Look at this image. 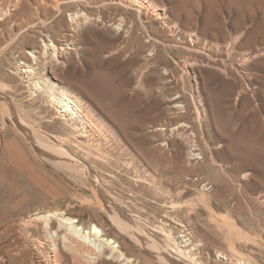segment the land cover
Listing matches in <instances>:
<instances>
[{
  "label": "rangeland",
  "instance_id": "obj_1",
  "mask_svg": "<svg viewBox=\"0 0 264 264\" xmlns=\"http://www.w3.org/2000/svg\"><path fill=\"white\" fill-rule=\"evenodd\" d=\"M22 1L31 8L28 19L17 7L7 28L0 26V96L66 158L28 140L21 120L14 125L0 104V217L17 223L53 211L93 223L124 240L136 264L163 263L120 233L117 208L170 258L167 242L152 229L176 236L177 221L205 242L203 262L216 264L214 252L226 246L213 239L211 210L264 241V0H141V13L118 0H85L42 15L33 0ZM73 8L87 21H71L66 10ZM5 19L0 15V23ZM191 33L200 36L202 51L194 50L199 44ZM48 39L67 43L65 51L31 59L27 50L40 52ZM216 39L232 45L218 49ZM23 63L38 67L36 74L22 72ZM38 80L85 107L94 122L86 129L98 140L90 153L70 145L71 131L51 118L55 111L47 93L35 89ZM14 228L9 238L20 244ZM254 245L249 240L239 250L264 262ZM30 251L14 264H44Z\"/></svg>",
  "mask_w": 264,
  "mask_h": 264
},
{
  "label": "bare ground",
  "instance_id": "obj_2",
  "mask_svg": "<svg viewBox=\"0 0 264 264\" xmlns=\"http://www.w3.org/2000/svg\"><path fill=\"white\" fill-rule=\"evenodd\" d=\"M84 1L85 0H50V2H47V0H33L35 7L39 11V13L42 10L44 11L46 9L56 10L58 13V12H61L62 7L65 5H67L68 7H71L72 5H76V4L79 5ZM142 1L141 0H118L117 3L125 8H131L133 9V11L141 13V10L144 8V6L141 5ZM147 2L145 1V3ZM148 4L149 6L153 8H157L153 3H148ZM17 7L20 8L18 14H21L19 15L21 18L28 19L29 14L30 15L32 14L30 13V9H31L30 6L23 3L22 0H10L4 3L0 1V15L1 16L4 15V18L6 16V19L0 23V26H4L5 28H7V24L9 25L10 24L9 22L12 21L14 17V15L12 14V11L17 9ZM66 11H68L69 13L67 15L70 18V20L75 23L76 22L78 23V19L80 20L81 17H82V20L88 19L87 16H85L81 11H78L75 9L74 10L69 9ZM42 14L44 13L42 12ZM160 17L161 16L158 13L157 18H160ZM38 20L42 22V19L39 18ZM38 20H36V22L34 21L35 24H38L40 22ZM19 23L18 21H16V24H19ZM59 23H61V25L65 24L64 18H62L61 21H59ZM192 37L195 39L193 40V42L199 44V45H196L194 50L202 51L203 49L201 47L203 44L200 42L201 41L200 36H198L197 34L195 35L191 33L189 35V38H192ZM48 42L49 43H43L44 50L42 49L40 50V52L35 48H32V47L29 48L27 50V54L29 55V57H31V59L33 58V60H36L40 56H44L45 54H47L48 50L51 51V54H53L54 56L59 52V50L63 51L64 49H66L64 48L65 45L67 44V43L64 44L65 42H63L64 45H61L59 47L56 46V44L49 39H48ZM221 44L227 46L228 49L232 45L230 40L224 41L222 39L221 41H219L218 39H216L215 46H217L218 49L221 47ZM33 64H36L35 61L33 62ZM23 66L24 68L22 72L27 73L29 76L31 75V77H32V74H36V70L38 67H34L26 63H23ZM33 84L36 90L47 93L49 97V103H50L48 105L53 109V111H55L51 118H55V119L58 118L62 125L61 126L62 128L64 127V128L70 129L69 130L71 131L70 137L68 136L69 134L67 135L69 137V138L67 137L68 138L67 140L70 143V145L74 148L81 149V151L84 154L90 153L91 152L90 148L96 145V144H93L96 140L95 141L93 140L94 137L91 138L92 136L89 134L90 130L86 129V127L88 126L90 128V125H92L94 122L93 120H91L92 118L89 119V113L87 112L85 107H83V105L80 103L78 99H76V97H74L72 94H70L68 91L64 89H61V88L59 89L57 85L55 84L53 85L52 83L47 84L46 82H42V81L39 82V80L33 82ZM56 88H58L59 90H56ZM0 104H2V108H3L2 111H4V113L6 114L9 113L13 121H16L14 125H16L17 123V118L21 120L19 124L17 123V126L19 127L22 134L23 133L26 134V136L28 137V140L37 142L40 146L43 147L42 148L43 150L51 153L52 155H56L57 158L58 157L62 158L66 156L65 155L66 152L63 149H61L60 146H55L54 144H52L53 142L46 141L49 139H46V140L42 139V137H40L37 131L32 130L33 128L31 129V127L28 124L29 122L27 123L26 120H24L23 115L19 113V110L15 107V105L11 104V102L9 103L8 100L2 96H0ZM174 104H175L174 107H178L177 102H174ZM71 121L76 122V124L74 125L73 123H71ZM94 126L95 125H93V127ZM64 128L62 130H65ZM93 131L95 132V130ZM100 131L102 130L100 129ZM53 139L55 141L59 140L57 137H53ZM66 144H68L67 141H66ZM16 145L17 144H15V146ZM19 150L21 149L19 148ZM72 160L74 162V159ZM71 166H74V165L71 164ZM103 196H105V194H103ZM110 207H113V206H110ZM116 210H117V214L115 212L113 220L115 224L117 225L118 229L120 230V233L126 235L130 239V241L138 245H141L146 249L152 250L153 257H155L157 261L162 262L163 264H205L202 260V257L200 256L201 254L202 256L205 255V253L203 254V252L206 251L205 242L197 238L192 233V231H190L188 227L185 228L181 222H177V221L175 222V225L179 227L180 229L179 235L176 233V236L173 235V232L171 233L170 231H164L160 229V227H157V226H153V229H152L162 234L163 238L167 242V248L172 253V258H170L168 257V255H166L167 251L166 250L164 251V249L160 245H157L154 242L153 238L149 236V233L147 232L148 230L146 231V228H144L143 226L139 224L134 223L127 216H124V214L121 213L120 209L117 208ZM211 211L213 212V210ZM212 212H209L208 219L210 220V223H211V229H212L211 232L214 237L213 239H215L216 241L222 240V242L225 243V246H226L225 251L219 250V251L214 252V255L216 258V261H215L216 264H264V262L257 263V260L255 261V259H252L253 257L252 258L249 257L250 255L248 256V253L247 255H244L245 253L243 251L242 253L239 250L240 246L246 244L250 240L252 241L253 244H255L254 246L258 248L257 249L258 253L264 257V241L257 242L255 239L251 240L249 237H247L248 235L243 233L242 230L239 229L233 223V221L230 220L231 223H226L224 219L227 216L218 215ZM229 219H228V222H230ZM15 226H17L19 230V234L22 237V238L20 237L22 239V242L24 238V241H25L24 246L20 245L22 244L21 241H20L21 243L18 244L19 243L18 241L16 243V241H14L13 239H10L11 237L9 238V236L14 237V235L16 234L15 233L13 235V232H12L13 229L15 230L14 228ZM11 232H12V235H11ZM113 236L106 232H103L97 225L93 223L90 225H84L83 223L78 224L74 220V218L67 216L63 213H58V212H53V211L43 213V214L35 213L31 215L30 217H28L27 220L26 219L23 220L21 218L20 221L17 223L15 222L14 219L11 218L10 215L5 216V217L3 216V217H0V242L6 241L4 243H7V244L2 243V245L4 244L6 247H4V245L2 247L0 246V264H14V262H16L17 259L18 260L24 259L27 254L26 249H28V247H31V249L33 250V252L30 251V253H35L34 255H37L39 258V261L41 263L44 262V264H50V263H54V264H114V263L116 264H136L134 263V261H132V259L125 252V248H124L125 241L120 240L116 235H113ZM9 239L11 241H9ZM45 250H47V252H45ZM253 253L255 254V252ZM30 255H33V254H30ZM208 255L209 254L207 253V256ZM37 256H34V257L36 258ZM24 262H22V264Z\"/></svg>",
  "mask_w": 264,
  "mask_h": 264
},
{
  "label": "built area",
  "instance_id": "obj_3",
  "mask_svg": "<svg viewBox=\"0 0 264 264\" xmlns=\"http://www.w3.org/2000/svg\"><path fill=\"white\" fill-rule=\"evenodd\" d=\"M206 184H207V183L203 182V184H202V185L205 187V185H206Z\"/></svg>",
  "mask_w": 264,
  "mask_h": 264
}]
</instances>
